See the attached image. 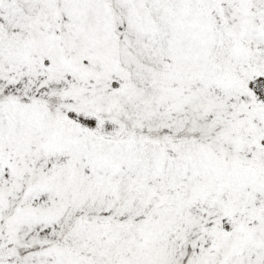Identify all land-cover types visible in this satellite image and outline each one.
<instances>
[{
	"label": "snow or ice",
	"instance_id": "snow-or-ice-1",
	"mask_svg": "<svg viewBox=\"0 0 264 264\" xmlns=\"http://www.w3.org/2000/svg\"><path fill=\"white\" fill-rule=\"evenodd\" d=\"M0 264H264V0H0Z\"/></svg>",
	"mask_w": 264,
	"mask_h": 264
}]
</instances>
